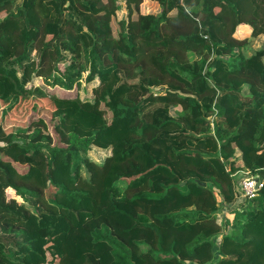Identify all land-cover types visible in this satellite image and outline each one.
Wrapping results in <instances>:
<instances>
[{
	"label": "trees",
	"instance_id": "trees-1",
	"mask_svg": "<svg viewBox=\"0 0 264 264\" xmlns=\"http://www.w3.org/2000/svg\"><path fill=\"white\" fill-rule=\"evenodd\" d=\"M151 1L0 0V264H211L257 235L264 264V45L245 55L238 30L264 35V0ZM81 82L91 99L55 91ZM46 97L102 120L105 146L5 130Z\"/></svg>",
	"mask_w": 264,
	"mask_h": 264
},
{
	"label": "rangeland",
	"instance_id": "rangeland-1",
	"mask_svg": "<svg viewBox=\"0 0 264 264\" xmlns=\"http://www.w3.org/2000/svg\"><path fill=\"white\" fill-rule=\"evenodd\" d=\"M144 11H153L158 13L160 10V5L151 0H144L143 3ZM240 34L247 35L246 43L242 46V51L245 55L251 54L254 51L260 49L264 45V35L251 36L249 34V27L246 24H242L238 27ZM132 65H130L131 67ZM131 70V68H130ZM146 74L154 78V73L152 70H147ZM89 84L83 85L81 82L78 88L71 90H63L56 87V93L64 96H74L77 93L83 98H90V90L87 88ZM11 86L0 81V99L4 96L6 92L11 91ZM243 93H247L246 86L243 87ZM90 96V97H89ZM34 99H21L13 110L9 111L3 122V127L7 131H14L18 126H28L31 130L34 126H39L41 130L48 134L52 142L63 144L64 138L69 132H75L84 136H93L100 140V146H105L106 140L101 137V132L106 129V124L99 120L93 114L82 112L78 107L77 103L71 102V104L61 103L52 100L49 97L36 99L35 102L38 105L37 111H31ZM1 114V113H0ZM84 114V116H83ZM35 119L36 121L29 124L30 119ZM95 139V140H96ZM95 143V141H94ZM97 144V143H96ZM98 145V144H97ZM101 148V147H100ZM98 159V157H97ZM99 160V159H98ZM250 176L253 175L249 170H242L237 176ZM239 178V177H238ZM11 192V190H9ZM220 196L217 197L219 201ZM220 233L215 237L216 243L222 238ZM262 235H257L254 240L250 243L248 247L239 248L231 241H225L223 246L224 258H218L219 249L218 246L215 247L216 258L211 264H259L261 262L262 246L260 241ZM234 254L236 256L235 261L230 260V255Z\"/></svg>",
	"mask_w": 264,
	"mask_h": 264
},
{
	"label": "built area",
	"instance_id": "built-area-1",
	"mask_svg": "<svg viewBox=\"0 0 264 264\" xmlns=\"http://www.w3.org/2000/svg\"><path fill=\"white\" fill-rule=\"evenodd\" d=\"M261 185V180L256 178L254 175H245L242 177L238 186L239 195L243 198H252L257 194Z\"/></svg>",
	"mask_w": 264,
	"mask_h": 264
},
{
	"label": "water",
	"instance_id": "water-1",
	"mask_svg": "<svg viewBox=\"0 0 264 264\" xmlns=\"http://www.w3.org/2000/svg\"><path fill=\"white\" fill-rule=\"evenodd\" d=\"M163 87L162 86H160V87H158V88H154V89H157V90H161Z\"/></svg>",
	"mask_w": 264,
	"mask_h": 264
}]
</instances>
